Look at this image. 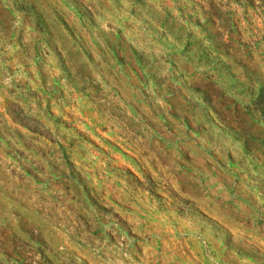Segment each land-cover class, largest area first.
Segmentation results:
<instances>
[{
  "label": "rangeland",
  "instance_id": "1",
  "mask_svg": "<svg viewBox=\"0 0 264 264\" xmlns=\"http://www.w3.org/2000/svg\"><path fill=\"white\" fill-rule=\"evenodd\" d=\"M0 264H264V0H0Z\"/></svg>",
  "mask_w": 264,
  "mask_h": 264
},
{
  "label": "bare ground",
  "instance_id": "2",
  "mask_svg": "<svg viewBox=\"0 0 264 264\" xmlns=\"http://www.w3.org/2000/svg\"><path fill=\"white\" fill-rule=\"evenodd\" d=\"M204 201H206L205 199H204ZM210 209V208H209ZM211 211H213L212 209H210ZM214 213H216L215 211H213ZM217 214V213H216ZM218 215V214H217ZM219 216V215H218ZM255 228H256V230H257V233H258V235H260L259 234V232L262 230V226H260L259 225V221H257V223L255 224ZM259 238V237H258ZM175 255H171L170 257H174Z\"/></svg>",
  "mask_w": 264,
  "mask_h": 264
}]
</instances>
